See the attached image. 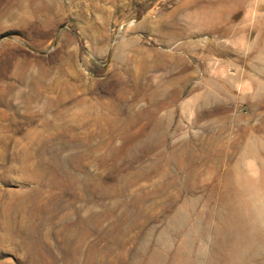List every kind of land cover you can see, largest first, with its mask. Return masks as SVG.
Returning a JSON list of instances; mask_svg holds the SVG:
<instances>
[{
	"label": "rangeland",
	"instance_id": "rangeland-1",
	"mask_svg": "<svg viewBox=\"0 0 264 264\" xmlns=\"http://www.w3.org/2000/svg\"><path fill=\"white\" fill-rule=\"evenodd\" d=\"M0 264H264V0H0Z\"/></svg>",
	"mask_w": 264,
	"mask_h": 264
},
{
	"label": "bare ground",
	"instance_id": "bare-ground-1",
	"mask_svg": "<svg viewBox=\"0 0 264 264\" xmlns=\"http://www.w3.org/2000/svg\"><path fill=\"white\" fill-rule=\"evenodd\" d=\"M156 27H157L158 29L161 28V26L159 25V23H156ZM170 57H171V56H170Z\"/></svg>",
	"mask_w": 264,
	"mask_h": 264
}]
</instances>
